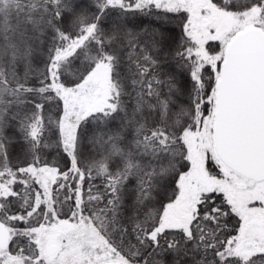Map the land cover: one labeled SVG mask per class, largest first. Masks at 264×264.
<instances>
[{
	"label": "snow or ice",
	"instance_id": "1",
	"mask_svg": "<svg viewBox=\"0 0 264 264\" xmlns=\"http://www.w3.org/2000/svg\"><path fill=\"white\" fill-rule=\"evenodd\" d=\"M0 264H264V0H0Z\"/></svg>",
	"mask_w": 264,
	"mask_h": 264
}]
</instances>
